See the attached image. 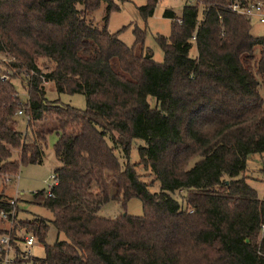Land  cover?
<instances>
[{"label":"trees","instance_id":"1","mask_svg":"<svg viewBox=\"0 0 264 264\" xmlns=\"http://www.w3.org/2000/svg\"><path fill=\"white\" fill-rule=\"evenodd\" d=\"M158 1L138 8L144 21ZM197 2L164 10L170 35L155 37L156 63L135 52L145 31L135 28L133 47L108 31L119 10L112 0H0V174L42 164L47 136L57 135L56 184L41 202L53 218L19 221L44 245L32 264H264V198L243 176L248 157L264 153V36L253 37L250 17L226 10V0ZM45 84L83 95L85 109L49 101ZM140 166L159 191L150 192ZM176 191L185 192L181 203ZM132 197L141 216L98 214ZM8 200L0 192V211ZM50 224L66 241L45 244Z\"/></svg>","mask_w":264,"mask_h":264},{"label":"rangeland","instance_id":"2","mask_svg":"<svg viewBox=\"0 0 264 264\" xmlns=\"http://www.w3.org/2000/svg\"><path fill=\"white\" fill-rule=\"evenodd\" d=\"M118 5L119 10L112 12L108 20V31L112 34L119 32L118 39L127 47H133L135 43V28H139L145 31L144 42L141 47L136 46L135 52L140 54H151L152 59L156 63H162L163 53L159 46L155 42L156 36L169 37L171 20L163 18V12L166 9H172L174 12L179 13L187 3V0H159L155 6L153 16L144 21L139 12L138 8L144 6L147 0H112ZM257 1V0H254ZM264 5V3H263ZM201 9V8H200ZM104 15V5H102L96 12H94L90 19L95 25L101 24V20ZM251 35L253 37L264 36V24H261L257 17L250 18ZM257 52V50H256ZM197 51L193 45L189 56L195 58ZM1 59V57H0ZM43 61L39 62V66L42 67ZM5 71V69L3 70ZM46 73V70H42ZM25 77V76H24ZM24 77H19L13 81L19 92V97L22 102L27 101L26 90L23 87L25 84ZM46 98L49 101L58 100L64 105H69L73 108L84 110L86 107L85 98L83 95H67L57 94L50 85L45 84ZM18 127L17 129L21 132H25L26 119L23 116L17 117ZM40 127L45 124H40ZM57 142V135L55 133L47 136L45 155L43 157L42 164L38 165H25L20 166L18 170V179L12 180V184L0 185V192H3L6 196H11L14 190L22 192L20 199L18 200L17 206L20 210L18 211L19 221H32L35 218L38 220L51 221L53 218L52 213L41 205L45 193L48 190V184L52 183L50 179L55 168L59 167V163L55 159L53 147ZM142 145L141 142H135L131 146L130 151V163L134 164L138 162V146ZM15 156L18 151H11ZM137 173L141 180L150 184V192L159 191V182L154 181V176L148 169L143 166L137 168ZM246 177V182L256 191L259 198H264V153L250 155L246 162V169L243 174ZM4 187V188H3ZM33 191H41L40 195H32ZM183 191H176L172 194L180 203L184 200ZM127 213L132 216H141L143 214L142 203L137 197L129 198L125 204L117 200H110L100 207L98 214L100 216L113 218L119 214ZM19 223V222H18ZM19 227V224L17 225ZM5 228V225L0 224V229ZM25 231V229H22ZM57 241H66V237L62 233H57L56 229L50 224L49 229L46 233L45 244L53 245ZM31 253L34 257L42 258L44 256V245L36 244L32 247Z\"/></svg>","mask_w":264,"mask_h":264},{"label":"built area","instance_id":"3","mask_svg":"<svg viewBox=\"0 0 264 264\" xmlns=\"http://www.w3.org/2000/svg\"><path fill=\"white\" fill-rule=\"evenodd\" d=\"M187 4L200 5L197 0H187ZM225 9L250 18L257 17L258 21L264 24V5L262 2L248 3L243 6L239 0H226ZM178 22L180 23V21ZM192 40H195V38L193 37ZM6 78V74L1 77L3 80ZM17 116H22V113L18 112ZM16 179H18L17 175L10 177L0 174V185H8L12 180L15 183ZM50 179L52 183L48 184L45 196H53L52 187L56 184L55 176L52 174ZM37 193L38 191H33L32 195H37ZM20 194L22 192L15 189L14 193L8 197L9 210L0 211V224L5 225V228H1L4 232L0 234V264H23L20 261H28L27 264H32V260L35 258L31 253V249L37 242L36 238L17 227L19 224L17 203Z\"/></svg>","mask_w":264,"mask_h":264}]
</instances>
